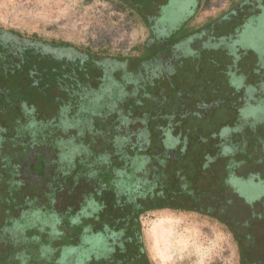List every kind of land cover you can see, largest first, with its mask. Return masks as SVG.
I'll list each match as a JSON object with an SVG mask.
<instances>
[{"label":"rangeland","instance_id":"1","mask_svg":"<svg viewBox=\"0 0 264 264\" xmlns=\"http://www.w3.org/2000/svg\"><path fill=\"white\" fill-rule=\"evenodd\" d=\"M161 1L164 0H0V27L19 32L27 38L36 35L42 41L87 48L98 55H105L106 51L109 55L126 51L134 60L139 56L137 48H143L149 37L146 27L152 22L156 5ZM168 1L169 4L162 10L161 20L172 30L188 21L194 4L199 0ZM250 4L251 0H202L195 22L190 26L186 24L174 37L176 40L183 39L181 35L185 33L183 36L186 37L198 31V27L204 33L212 30L214 37L221 30L228 33L241 26ZM225 12L227 17L216 24L219 22L216 18ZM262 24L259 23L255 32L248 30L241 36L242 42L236 43L239 50L229 40L227 43L216 41L205 45V48L199 43L204 39L199 42L188 40L182 43L183 47L187 45L188 51L173 60L170 49L148 43L152 51H145L142 59H137L140 65L152 53L165 54L164 59H172L165 74L162 73L137 96L126 101L131 105L126 106V111L133 117H140L138 124L147 128L149 137H153L149 150L159 147L164 133L179 137V149L182 146L184 150L177 154L181 155L182 165L186 167L185 177L199 183L197 190L195 185L189 188L201 194L198 197L200 205L213 201L215 195L216 198L224 195L228 199V191L221 188L222 179L236 165L237 174L247 175V178L240 176L241 182L231 187L239 198L246 204L253 203L255 208L245 219L248 211H244L243 202L238 201L231 210L232 221L224 216L225 220L204 212L166 207L140 213L137 223L142 246L152 264H264V150L261 146L264 129L260 130L257 126L256 131L235 129L230 139L233 145L224 149L220 146L221 139L227 136L218 137L222 133L229 134V129L236 128L243 120L238 108L243 89L233 82L236 62L233 64L232 60L238 61L240 66H247L249 54L243 56L242 51L264 54ZM192 28L194 30L187 34ZM250 66L253 67L254 62L251 61ZM21 92L17 94L6 90L0 93V264H49V259H42L41 262L39 259L43 253L48 254L47 246L52 248L58 243L53 237L54 232L45 230L46 227H53V218L29 214L22 217L20 206L24 205L20 203V194L33 192L34 186L52 181L49 178L51 168L57 169L58 173L68 172L73 159H67L69 155L78 153V146H72L67 141L56 144L57 137H52L51 141L48 138L47 124L44 122V125L42 120L58 112L51 103L52 97L42 106H37L36 111L24 107L23 111L18 105L24 100L22 94L25 91ZM53 92L50 90L47 94ZM9 109H15L16 114L21 112L15 127L18 130L26 128V132L32 130V136L23 137L14 130ZM109 117L112 118L103 122V132L92 133L94 136H87L85 141L89 139L90 144L91 139L94 140L96 147L93 151L97 155V146L103 144L108 156L112 157L111 141L116 143L115 137L122 129L116 125L115 116ZM261 117L264 120V113ZM28 119L33 122L27 124ZM246 119L252 126L254 120ZM69 122H65L60 132L63 139L77 137V128L73 126V130L69 129ZM136 133V130L132 131V134ZM99 137L108 139L105 143ZM136 142L133 139L132 143ZM231 153H236L232 161L229 160ZM80 157L86 158L87 162L91 160L81 153ZM60 178L59 174L53 176L56 183ZM9 191L15 199L8 194ZM47 199L41 198L40 204H46ZM236 221L239 225L235 224ZM74 230L65 228L69 237L82 243L86 233L77 236ZM239 232H245V235ZM75 252L66 256L63 264H72L82 258L79 252ZM30 256L33 257L31 261Z\"/></svg>","mask_w":264,"mask_h":264},{"label":"flooded vegetation","instance_id":"2","mask_svg":"<svg viewBox=\"0 0 264 264\" xmlns=\"http://www.w3.org/2000/svg\"><path fill=\"white\" fill-rule=\"evenodd\" d=\"M201 1L199 0L194 4V9L187 19L188 21L186 20V23L177 25L172 30L166 24H163L161 20L163 18L162 10L167 7L169 1L164 0L158 4L159 6L156 5L154 17L151 19L152 22L146 27L149 32V37L144 43L143 48H137V51H139L138 57L142 59L145 51H152L148 43L170 49L173 60L179 57V54L182 55L188 51L187 45L184 47L182 45L183 42L188 40L199 42L204 39L199 42L202 48H205V45H212L216 41L217 43H227V40H229L232 41L233 47L238 49L236 43L242 42L241 36L243 37L248 30L255 32L259 27V23L260 25L264 23V0L260 2L258 0H251V4L249 5L250 9L246 13L243 23L232 31L224 33L221 30L214 37L212 30H207L204 33L203 29L198 27V31L186 37L183 36L185 33L181 35L184 41L183 39L176 40L174 35L178 30L182 31L186 24L190 26V23L195 22L196 16L201 8ZM226 17L227 14L225 12L217 17L216 21H222ZM220 21L218 23L216 22V24H219ZM198 25L195 24V26ZM219 29L222 28L219 27ZM193 30L192 28L187 34ZM7 35L3 36L0 30V67H2L0 70V93L6 90L22 93L21 90H24V94L26 92H32L33 94L41 96L42 94H47L50 90L54 91L56 95L52 99V103L53 107L60 110L58 111L59 117L56 118L60 129H55V132L53 131L48 137L51 135L54 137L59 136L58 134L62 131L66 121H70L68 124L69 129H72L73 126L77 128L75 129L78 131L77 137L94 136L92 133L98 134L101 131L103 122L108 121L109 118H112L109 116L113 115L115 116L113 119L116 125L122 129V132L117 137H128V140H123L125 143L120 142L121 148L125 144H133V139L134 142L137 141L133 146H137V143L142 139L143 142L148 141L150 143L148 129L138 124V118L140 119V117H133L126 111V106H131L126 101L133 98V96H137L141 89L149 86L162 73L165 74L169 70L172 59H164L165 54L152 53V57L150 56V58L142 60L141 65L140 61H137L138 57L134 59L136 60L134 61L135 63H133L132 59H129V62L124 65L92 52L93 55L99 57V59H96L90 54H87L83 49L73 45L56 42L51 43L38 39L24 38L22 36L16 38L9 34ZM193 51L196 50L194 49ZM241 53L243 56L247 53L249 54L250 59L248 58V65L240 66L238 61L232 60V62L233 64L236 62L234 64L236 73L233 82L242 86L243 89V92L240 94V105L238 106L243 120L241 124H237L238 126L236 128L229 129V134L222 133L218 135V137L227 136L221 139L220 146L223 149L233 145L230 139L233 135L231 132H235V129L242 131V129L247 128L251 131H256L255 126L259 127L260 130L264 129V120L261 117L264 113V54H252L249 51H242ZM251 61L254 62L253 67L250 66ZM251 68L252 70L250 71ZM249 77H252V79L248 80ZM18 105L22 107L19 109L24 111V109H36L37 106H42L43 103L21 100L18 102ZM151 108L149 107V109ZM253 114L255 115L253 116ZM246 118L254 120L252 126ZM76 120L78 121L75 122ZM29 122L33 121L28 119L27 124ZM42 123L44 124V122ZM135 127L136 129H134ZM81 129L82 131L80 132ZM14 130L22 136L33 135L32 130H28L29 133L23 127L18 130L15 124ZM134 130L137 131L136 134H132ZM164 134H162L161 142L163 151L167 153L168 158L170 154L175 156L177 152L182 153L184 147L181 146L179 149L181 142L179 141V137H173L167 133ZM138 137L147 138L138 140ZM69 139H67L68 143H70L68 141ZM55 141L57 142L58 140ZM145 145L148 144L144 143V147ZM261 146L264 150V143ZM234 156H236V153H231L229 160L232 161L235 158ZM237 169L235 165L227 181V186L233 194H235V191L231 185L236 186L237 183H240V176L247 178V175L244 177V175L237 174ZM234 201H241L243 204H246L241 198L235 199ZM245 210L248 211V214L245 215V219H247L250 217L249 213L255 210L254 204H246ZM96 213L98 211L94 212L93 215ZM127 233L126 230L120 233L115 231L103 233V239H98L94 245L92 244L88 247L86 256L81 261V264H152L142 246L139 228L133 232L134 236L132 238L128 237ZM239 234L245 235V232H240ZM261 249L263 250V247ZM72 253L73 251L69 255ZM41 261L42 259H40ZM49 261V264H58L52 258H49Z\"/></svg>","mask_w":264,"mask_h":264},{"label":"trees","instance_id":"3","mask_svg":"<svg viewBox=\"0 0 264 264\" xmlns=\"http://www.w3.org/2000/svg\"><path fill=\"white\" fill-rule=\"evenodd\" d=\"M0 30L3 36L9 34L16 38L20 36L25 38L24 35L16 31L4 30L2 27H0ZM28 38L40 40L36 35ZM48 42L55 43L56 41ZM83 50L99 59L97 55H93L95 52L92 53L90 49L86 48ZM104 54L101 57H106V59L118 62V64L120 62V64L124 65L131 58V53H126V51L117 52L114 56H106L109 55L107 51ZM134 61L136 60H133V63H135ZM1 69L2 67H0ZM22 95L27 102L43 103L49 100V97L54 99L56 94L53 92L50 95L42 94L39 96L32 92H26ZM32 110L36 111L37 109ZM32 110L30 109V111ZM8 113L11 114L10 119L13 125L22 116L21 112L16 114L15 109H9ZM57 117H59V112L54 115H48L47 118L42 120L47 124L48 135L60 127L57 123ZM60 135L55 138L59 143L67 141V139H63V134ZM52 137L54 136H50V141L53 139ZM29 138L31 139V137ZM68 138H70L68 141L72 146H78V153L69 155L67 159H73L71 161V169L68 172L64 170L58 173L57 169L53 170L51 168L52 175H49V178L52 181H47L41 186L31 185L34 186L33 192L20 194L22 198L20 203L24 205L20 206L22 217H26L29 214L31 216L51 217L54 221L53 227L51 226V229L46 227L45 230L54 232L53 237L58 243H55L56 245L53 243L52 248L47 246L48 254L43 253L40 259L52 258L54 262L63 264L65 257L70 252L76 251L82 255V258H79L78 261L75 260L72 264H81V261L86 256L88 247L92 244L94 245L98 239H103V233L107 231L120 233L126 230L128 237L132 238L134 236L133 232L138 229L137 220L139 214L149 209L176 208L184 211L204 212L219 219H223L222 217L224 216L227 220H231V210L238 202L234 200L239 199L237 194H233L226 184L232 170L222 179L224 182H222L221 186V188L224 187V191H228V199L224 195L220 198H216L215 195V198H212L213 201L200 205L201 201H199L198 197H201V194L196 191L199 183L196 184L193 178L185 177L184 168L186 167L182 165L181 155L175 154V156H172L170 154L168 158L167 153L163 151L161 141L159 147L157 149L153 148V150H149L151 145L148 141L138 142L137 146L125 144L121 148V143H125L123 140H128V137H115L116 143L111 141L113 156L110 157L107 151L104 150L103 144L97 146L99 155L93 151V148L96 147L93 145V139H91L89 144V139L85 141L87 137ZM99 138H102L105 143V139H108V137ZM142 138L138 137V140ZM152 138H149L150 143L153 140ZM117 142L121 143L117 144ZM144 143L148 145L144 147ZM80 153L91 160L87 162L86 158L82 159ZM44 156L41 157L44 159ZM77 170H79L80 174L76 173ZM57 174L61 175L58 183L53 180V176ZM155 174L159 177L155 176ZM60 182L62 184H59ZM110 183L112 184L111 186ZM191 185H195L196 190L190 189ZM198 190L200 189L198 188ZM218 190L220 191V189ZM10 193L13 194L9 191L8 194L10 195ZM10 196L15 199V196ZM41 198H48L47 203L40 204ZM26 206H28L27 209L23 210V207ZM245 207L246 204H243L242 209L244 210ZM96 211L98 213L93 215ZM43 219L45 220V218ZM235 224L239 225L237 221ZM236 225L234 229H236ZM67 227L74 228L77 236L86 233V239L80 243L76 239L69 237L65 231ZM31 260H33V257L30 256L29 261Z\"/></svg>","mask_w":264,"mask_h":264}]
</instances>
